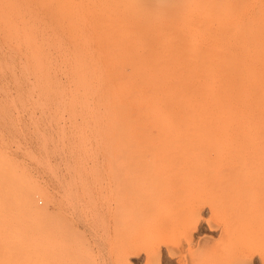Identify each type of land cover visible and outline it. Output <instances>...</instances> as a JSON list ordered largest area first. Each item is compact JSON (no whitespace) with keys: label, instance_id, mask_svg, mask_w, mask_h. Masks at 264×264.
I'll list each match as a JSON object with an SVG mask.
<instances>
[{"label":"rangeland","instance_id":"374dc122","mask_svg":"<svg viewBox=\"0 0 264 264\" xmlns=\"http://www.w3.org/2000/svg\"><path fill=\"white\" fill-rule=\"evenodd\" d=\"M24 1L25 5L23 0H0V167L4 171L0 199L18 196L25 204L23 214L32 221L11 223L10 235L0 230V264H152L148 252L158 249L161 264L181 260L183 264H264V160L237 163L233 172L227 165L224 177L212 164V173L203 181L180 183H199L200 198L156 194L143 214L121 210L118 163L107 160L88 108L72 101L75 86L70 61L65 60L67 50L62 51L66 46L50 49L48 91L28 67L27 34H34L33 41L40 43L39 35L54 30L44 19L55 13L40 0ZM66 1V8L80 17L93 10L100 14L106 4L123 16L138 13L132 9L136 3L164 13L178 12L177 8L180 12L186 6L176 7L177 0ZM185 1L192 4H187L188 10L200 5L208 18L230 11L231 24L216 36L173 27L166 39L151 46L156 54L166 47L192 49L201 44L241 53L235 63L262 62L260 57L248 60L243 52L264 49V0ZM146 4L150 6L145 8ZM7 17L17 26L19 40L8 35L13 29ZM122 168L123 184L130 189L138 179L164 181L165 166L157 167L151 160L125 163ZM30 202L45 209L46 215L31 216L26 205ZM12 212L0 211V227ZM154 235L161 241L159 248L150 242Z\"/></svg>","mask_w":264,"mask_h":264},{"label":"bare ground","instance_id":"6f19581e","mask_svg":"<svg viewBox=\"0 0 264 264\" xmlns=\"http://www.w3.org/2000/svg\"><path fill=\"white\" fill-rule=\"evenodd\" d=\"M63 1L38 2L42 6L51 5L55 14L44 22L54 30L39 35L40 43L33 41L34 34H27L28 67L43 90L48 91L50 49L62 50L66 46L62 51L67 50L65 56L69 59L65 60L70 61L75 86L72 101L88 108L107 160L118 163L119 167L112 164L119 174L117 196L121 199V210L143 214L156 194L200 198L203 188L199 183L190 185L189 179L203 181L212 173V164L216 166V174L224 177L227 165L233 167L229 168L233 172L238 169L234 168L237 163L245 166L248 162L255 163L251 160H264V49L255 54L243 52L248 60L261 58V63L252 64L235 63L241 53L216 51L201 44L192 49L166 47L157 54L151 47L159 39H166L176 26L190 34L216 36L231 24L230 11L208 18L200 5L188 10L185 0H177L176 7L186 4L180 12L177 8L178 12L164 13L149 9V4L145 7L148 9H142L136 3L132 9L137 15L123 16V12L116 13L103 4L105 10L101 5L99 8L103 11L101 15L97 16L93 10L92 14L80 17L73 10L75 7L70 12L67 1ZM109 11L115 12L114 15ZM8 19V26L13 29L8 35L19 40L17 26L11 17ZM22 19L25 22V17ZM35 20L39 22V18ZM139 160L165 166L161 174L163 183L138 179L132 189L125 187L124 177L120 176L124 172L122 165ZM7 172L16 176L12 169ZM3 175L0 167V177ZM184 181H189L184 183L186 186L181 185ZM5 197L0 199V211L14 212L0 230L10 235L11 223L32 220L23 214L25 204L18 196ZM26 205L33 217L47 213L35 203ZM191 236L189 232L187 238ZM150 242L160 247L156 235ZM148 259L152 264H161V251L149 250ZM183 263L181 260L180 264Z\"/></svg>","mask_w":264,"mask_h":264}]
</instances>
